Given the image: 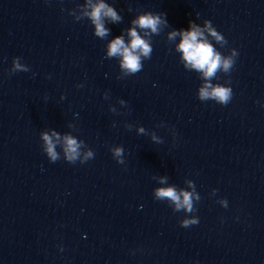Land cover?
Here are the masks:
<instances>
[{
	"label": "clouds",
	"instance_id": "clouds-1",
	"mask_svg": "<svg viewBox=\"0 0 264 264\" xmlns=\"http://www.w3.org/2000/svg\"><path fill=\"white\" fill-rule=\"evenodd\" d=\"M87 15L91 18L92 23L95 24V36L101 39L106 38L110 34L109 29L104 26L102 17H109L114 23H118L122 20V16L118 15L114 7L105 4L103 0L93 5L91 11ZM131 23L134 27L127 30V35L130 37L129 43L125 44L122 35L116 36L108 43L106 53V58L119 57L120 70L124 72L126 76L134 75L142 70V61L149 59L153 51L151 37L160 33L161 25L165 27L169 26L164 13L153 12H143L137 15ZM204 26L208 33L222 47L227 43L224 36L216 30L211 21L205 20ZM137 27L144 30L143 37L138 33ZM176 36H180L181 38L177 50L182 53L183 61L186 62L185 66H191V68L203 74L204 82L198 90V98L201 101L214 100L221 105H227L232 98L231 87L219 83L213 84L211 81L216 77L218 72H230L235 63V57L238 55L236 50L232 49L231 55L229 56H225L217 51L213 44L204 36L203 30L193 21H189L188 30L173 29L168 33L169 40L174 39ZM144 37H148V39ZM17 71L27 72L29 68L27 65L20 63L19 57H14L11 72ZM120 102L126 103L125 101ZM110 110L113 112L115 111L114 109ZM139 131L143 132L144 129L140 128ZM52 136H56L57 139H59L56 132H53ZM42 139L45 145L42 147V150L46 153L51 162H56L60 159V154L56 150V144L47 133L42 134ZM81 147H86L83 141L78 142L72 136H65L62 146L64 153L63 158L69 163H75L77 160H79L80 163H85L94 157V153L91 149H88L82 156L80 151ZM111 151L117 163H124L123 147H114ZM164 182H166V178H161V183ZM155 197L161 201L165 198L171 201L175 205L173 211H184L185 213H194L196 211L193 203V194L190 192L183 190L177 192L174 187L170 186L156 189ZM196 200L199 201L200 197L196 196ZM198 222V217L193 215L182 219L180 224L182 227H189Z\"/></svg>",
	"mask_w": 264,
	"mask_h": 264
}]
</instances>
